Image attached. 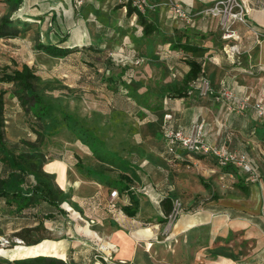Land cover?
<instances>
[{"label": "crops", "instance_id": "crops-1", "mask_svg": "<svg viewBox=\"0 0 264 264\" xmlns=\"http://www.w3.org/2000/svg\"><path fill=\"white\" fill-rule=\"evenodd\" d=\"M46 1L44 4L45 0L41 1L42 4L36 1V6L32 8L22 3L19 8L21 12L18 15L41 24L48 23L45 28L38 25L41 37L34 44L35 50L55 58L40 50L38 44L50 40L57 42L64 32L68 33L67 39L60 45L72 51L59 58L76 54L78 66L83 69L89 66L99 80L114 76L118 80L132 82L139 93L149 96V104L157 107L141 109L159 115L171 113L176 127L188 129L194 120H202L205 135L210 141L229 150L245 152L256 175L258 173L257 178L252 180L249 173L240 168H221L212 155L182 150L179 154H172L167 150L161 128L156 133L161 143L160 150L156 151L157 161L146 158L148 162L141 164L131 160L132 171L123 172L126 176L122 177L129 189L120 193L117 199L122 220L114 219L111 221L114 225L100 233L118 244L120 251L114 259L131 260L136 264H264V167L256 168L248 154L250 144L261 151L264 148V123L255 116L253 103L239 108L241 114L230 115L226 106L213 98L171 96L175 83L179 85L189 70L186 59H195L202 64L201 75L210 80L214 89H228L236 96L244 95L252 101L264 100V0H249L251 10L247 14V24H234L241 34L240 40H232L238 44L239 50L235 60L225 56L222 49L226 40L221 37L219 17L201 13L213 0H150L155 7L144 14L155 29L147 35L138 14L128 15L126 6L119 0H84L82 11L73 10L72 15L61 14L54 2ZM64 1L70 6L73 2ZM58 2L61 3V0ZM172 2L190 13V22L182 21L173 14ZM35 9L39 13L47 12L45 18L33 19L40 15ZM53 13L58 24L51 29L49 25ZM177 43L194 46L195 50L175 47ZM90 50L96 53L93 59L88 57ZM112 50L124 52L122 60L118 57L120 52L112 56ZM122 89L126 95V89ZM132 102L138 111L136 102ZM71 157L49 159L43 169L54 173L57 183L65 191H69L70 183L63 186L58 180L57 168L47 167L55 159L66 164L67 173L71 171L78 176L82 190L88 189L92 194L107 188L78 171L76 161ZM99 166L89 167L101 169ZM130 178L137 185L130 184ZM132 195L139 199V209L135 215H128L121 207L132 204ZM167 197L173 201L179 199L183 209L172 232L160 238L162 222L159 218L165 217V213L158 199ZM90 200L75 201L83 209V205ZM140 214L144 215L143 221L152 225L139 228ZM127 232L132 233L129 235ZM138 233L139 237L147 240L158 238V244L148 241L147 245L136 247L133 238ZM109 264H114V261Z\"/></svg>", "mask_w": 264, "mask_h": 264}, {"label": "rangeland", "instance_id": "rangeland-1", "mask_svg": "<svg viewBox=\"0 0 264 264\" xmlns=\"http://www.w3.org/2000/svg\"><path fill=\"white\" fill-rule=\"evenodd\" d=\"M36 1L41 2L42 0H24L23 3L28 8H32L36 6V3H34ZM58 1L60 0H51V3L54 2L53 4H55L54 6H56L58 12L66 15L73 14V3L70 6V3L67 4L64 0H61V3ZM46 2L45 0L43 4ZM19 12H21L19 8L13 10L6 0H0V19L4 15L17 18ZM35 12L40 14L38 16L47 14V12L39 13L37 9H35ZM33 19L36 18L33 17ZM26 23L28 25L24 26L25 29H20L16 37L0 38V66L8 64L16 67L21 66L23 62H27L37 74V90L48 96H61L62 103L70 111H75L85 117V125L96 128L98 136L102 138L109 148L141 164L148 162L145 160L146 158H152L154 162L157 161L158 158L155 157L156 151L160 150L161 143L157 140L156 133L161 128L162 130L164 129V115H159L153 111H144V114H141L135 110V105L125 95L121 82L118 81L116 84L110 81L109 83L112 85H109L110 76L99 80L91 73L89 66H86L85 69L78 66L76 54H70L67 58L61 59L59 57L51 58L39 52V50H35L34 44H37L38 37H41L38 28L41 23L37 20L32 21L29 19ZM47 24V22H44L41 25L45 28ZM240 39L241 34L238 40ZM227 41H231V39ZM223 46L224 44L222 45L224 51ZM119 50L118 52L112 50L111 52L114 54L112 56H115L116 53L119 55ZM88 54L90 59H93L96 55L91 50ZM238 55H236V58H238ZM123 56L124 52H120L118 57L122 60ZM14 62H17V65ZM123 66L125 65L123 64ZM0 90L6 91L3 97L7 108L5 112V137L8 145L17 150L27 148L22 143V140L36 142L38 136L40 137L41 135L40 127L35 121L36 117L31 112V109H26L21 105L15 95L16 86L14 84L0 82ZM237 96L245 97L244 95ZM248 100L250 103L256 102L250 98ZM215 102L219 101L215 100ZM221 103L226 106L230 115L241 114L236 102H232L231 106L225 104V101ZM249 106L251 107V105ZM253 110L255 109L253 108ZM255 116L259 122L264 123L256 112ZM39 143L46 153L47 160H52L56 157H65L67 159V155H71V159L74 161H77L79 157L81 164L84 166H96L99 164V168H104L112 177L122 178L126 176L119 169H109L107 164L102 163L93 154L89 146L80 143V140L64 127L63 122L59 124L52 136L45 135ZM253 147V144L248 147V154L252 158L251 162L256 164V168L258 166L264 167V148L261 151ZM241 153H244L247 157L245 152ZM216 163L221 168H227V165L222 166L217 160ZM250 165L252 164L250 163ZM47 167L57 168L59 172L58 180L63 186L66 183H70L69 191L73 194V199L80 201L90 198V203H84L82 213L77 212L76 214L74 213L75 210L67 208V214H59L56 218L46 219L43 213L46 210V205L41 206L39 209L27 210L19 216L10 214L5 202L0 201V260L20 258L27 256L31 251L44 250L47 247L48 250L55 252L65 250V259L68 260L70 256H75V260L83 261L86 264H103L102 258L104 256L109 260L108 262L114 261V264H136L137 262L135 263V261L131 260H115L117 252L120 251L118 244L100 235L110 225H114L111 221L114 219L122 220L119 208L117 210L108 209L111 188L106 186L107 188L103 191L90 194L91 192L88 189L82 190L77 175H74L71 171L67 173L66 164L63 161L55 159ZM229 167L242 169V167L234 164L229 165ZM242 170L246 172L244 169ZM130 184L136 183L131 180ZM214 186H216V181H214ZM182 209L183 206L181 205L180 212ZM138 218H140L138 220L141 222H139V228L143 229L152 225L147 223L148 221H143L144 215L140 214ZM176 219L172 222L167 217V220L162 222L161 231L163 233L160 231V238L166 233L170 234L172 232ZM40 221H43V223H40ZM78 224L83 225V227L81 226V228ZM132 232L127 233L130 235ZM137 232H140V230L135 233ZM139 234L137 236L134 235L135 237L133 238L136 241V247L140 248L142 244L147 245L148 241L158 244V238L147 240L139 237ZM23 238H50V240H46L43 243L44 246L40 244L36 248L26 245ZM141 238L143 240H140ZM107 241L115 245L114 250L109 254L102 249V244ZM121 244L123 243L121 242Z\"/></svg>", "mask_w": 264, "mask_h": 264}, {"label": "trees", "instance_id": "trees-1", "mask_svg": "<svg viewBox=\"0 0 264 264\" xmlns=\"http://www.w3.org/2000/svg\"><path fill=\"white\" fill-rule=\"evenodd\" d=\"M6 1L12 6L13 10H17L24 0ZM72 3L75 12L82 11L83 4L76 7L74 0ZM125 6L128 15L134 12L138 14L139 21L143 25L144 34L147 35L155 29L154 24L147 20L145 14L138 11L131 3L125 4ZM35 18L44 19L45 16L43 14ZM26 21H28V18L22 15H19L17 18H12L9 15L2 16L0 19V38L16 37L20 29H25L24 26L28 25ZM57 24V16L53 13L49 28L54 29ZM68 35V33L64 32V35L57 42H50L51 40L41 41L38 44V48L51 56L65 57L72 50L69 47L60 45V43L64 42ZM175 47H181L185 50H195L194 46L185 43H177ZM186 61L190 66L189 70L179 85L175 83L171 96L183 97L189 95L188 90L191 82L196 80L203 72L202 64L197 60L186 59ZM14 64L17 65V62H14ZM37 79L35 70L27 62H23L21 66L16 67L8 64L0 66V82L11 83L16 86L15 95L17 99L26 109H31V112L36 117L35 121L38 123L41 133L36 142L22 140V143L27 148L17 150L8 145L5 137V112L7 108L3 97L6 91L0 90V201L5 202L10 214L19 216L27 210L39 209L44 205L47 206L43 212L46 219L56 218L59 214H67V208L75 210L74 213L76 214L77 212L82 213L83 209L78 205L77 201L73 200L72 193L65 191L59 186L54 173L46 172L43 169L47 157L39 141L41 142L45 135L52 136L59 124L63 122L64 127L75 135L81 143L89 146L93 154L102 163L107 164L109 169L131 172L133 164L130 159L122 156L118 151L109 148L102 138L98 136L96 128L89 125L87 127L85 125V117H82L75 111H70L62 103L61 96H48L38 91L36 87ZM109 79V81L116 84L118 81L121 82L122 86L126 89V96L136 102L139 108L138 112L141 114H144L141 107L157 108H153L149 104V96L139 93L132 82L123 79L118 80L114 76H110ZM262 138L264 139V129H262ZM75 167L88 178L96 179L99 183L110 188H118L120 193H124L129 189L128 183L123 181L122 178L112 177L104 168L94 169L84 166L81 164L79 157L75 163ZM131 200L132 204L130 206H122L121 209L128 215H135L139 209V199L132 195ZM160 202L165 217H160L159 221L163 222L167 220L168 214L173 209V200L171 197H167ZM40 223H43V221H40ZM23 240L26 242V245L37 248L38 245L43 244L46 240H50V238H23ZM65 258V250L55 252L47 249L31 251L27 256L20 258L0 260V264H86L83 261L75 260V256H70L68 260ZM102 261L103 264H109L103 258Z\"/></svg>", "mask_w": 264, "mask_h": 264}, {"label": "built area", "instance_id": "built-area-1", "mask_svg": "<svg viewBox=\"0 0 264 264\" xmlns=\"http://www.w3.org/2000/svg\"><path fill=\"white\" fill-rule=\"evenodd\" d=\"M83 1L84 0H74V4L76 7H79L83 4ZM119 2L124 6L125 4L131 3L142 13L147 12L149 8L155 7V4L150 0H119ZM170 5L173 14L177 16L178 19L186 22L191 21L192 16L182 6L173 2ZM250 10L251 5L249 0H213L211 4L201 10L202 14L219 17L221 30L223 32L222 38L226 40L223 48L226 56L233 60H235L239 50L238 44L236 42H232V40L237 41L240 38V33L236 30V28H234V24L238 22L247 24V14ZM229 39H231V41H227ZM136 62H139V58L136 59ZM188 94L191 96L211 97L219 102L225 101V104L230 106L232 102H236L237 105H239V108L250 104L247 97L237 98L231 90L214 89L210 80L204 75H200L196 80L191 82ZM252 106L261 121H264L263 101L258 100L254 102ZM172 121V114L165 113L163 137L169 152L179 154L180 150H182L186 153L212 155L216 158L220 165H237L248 172L252 180L257 178L252 165H250L244 153L229 150L225 146L210 141L209 138L206 137L204 123L202 120H194L188 129L181 126L176 127ZM119 196L120 192L118 188H111L108 209H118L117 199ZM160 201L161 199H158V202ZM181 205L182 203L179 199L173 201V209L167 216L169 220H172V222L180 213ZM103 260L109 263V260L105 256L103 257Z\"/></svg>", "mask_w": 264, "mask_h": 264}, {"label": "bare ground", "instance_id": "bare-ground-1", "mask_svg": "<svg viewBox=\"0 0 264 264\" xmlns=\"http://www.w3.org/2000/svg\"><path fill=\"white\" fill-rule=\"evenodd\" d=\"M115 245L111 244L110 242H105L104 244H102V249L105 250L108 254L114 250Z\"/></svg>", "mask_w": 264, "mask_h": 264}]
</instances>
